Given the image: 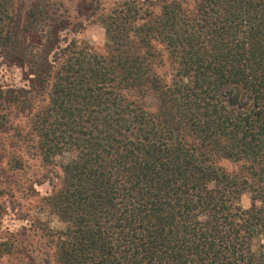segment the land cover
Listing matches in <instances>:
<instances>
[{
	"label": "trees",
	"instance_id": "16d2710c",
	"mask_svg": "<svg viewBox=\"0 0 264 264\" xmlns=\"http://www.w3.org/2000/svg\"><path fill=\"white\" fill-rule=\"evenodd\" d=\"M74 7L103 28L102 53L60 45L78 26L63 3L0 0V178L24 171L23 153L68 155L2 250L25 264L49 251L58 264H264V0ZM37 231L45 248L17 242Z\"/></svg>",
	"mask_w": 264,
	"mask_h": 264
},
{
	"label": "rangeland",
	"instance_id": "374dc122",
	"mask_svg": "<svg viewBox=\"0 0 264 264\" xmlns=\"http://www.w3.org/2000/svg\"><path fill=\"white\" fill-rule=\"evenodd\" d=\"M31 0H28V2ZM61 2L68 10V15L70 16V21L72 24H77L78 26H70L69 28L62 31L60 36V45L64 46L65 43H69L71 40H77L81 44H88L93 47L96 51L102 53L106 43L104 30L101 25L97 22H85L83 19L77 17L74 10V6L78 0H50ZM80 24V25H79ZM8 81L18 82L20 80L19 71L10 70L6 76ZM24 164V171L17 172H2L4 173L2 178H0V264H25V260L15 255L7 253L2 250V244L10 243L12 241L11 235L16 233L20 235L22 228H30V224L27 220L30 217H23V212L30 213L31 216H37V202L43 197L47 192H51L52 189L58 184L57 177L61 175V164H63L67 159L68 155L57 157L53 163H45L42 161L38 153H23L21 158ZM220 166H223L227 171H233L234 165L230 162L222 161ZM7 177L14 180L16 183L12 184L8 181ZM35 181L34 193L29 199H24L22 193L12 192L16 197V202L19 205L10 204V199L6 195L7 192L17 190L20 186H25L24 184ZM6 182H9L7 185ZM16 185V187H13ZM22 190V189H21ZM248 204V199L246 196L242 198V205L245 207ZM13 208V209H12ZM21 214L23 220L19 218L18 215ZM25 219V220H24ZM51 227L60 228L61 223H59L56 218H50ZM42 233L37 231V233H28L26 237L14 239L18 240L19 245L23 246L25 244H31V248L42 249L45 248V240L42 238ZM18 238V237H17ZM49 264H58L54 253L49 251ZM17 257V259H16ZM36 264H39V258H36Z\"/></svg>",
	"mask_w": 264,
	"mask_h": 264
}]
</instances>
